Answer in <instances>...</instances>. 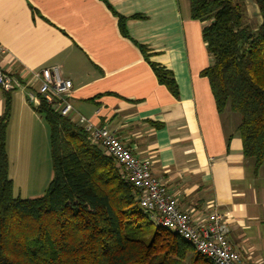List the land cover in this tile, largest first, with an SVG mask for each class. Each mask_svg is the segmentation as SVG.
<instances>
[{"label": "crops", "instance_id": "crops-1", "mask_svg": "<svg viewBox=\"0 0 264 264\" xmlns=\"http://www.w3.org/2000/svg\"><path fill=\"white\" fill-rule=\"evenodd\" d=\"M247 16L261 24L254 0ZM119 17L125 19L124 36ZM189 0H0L4 71L37 92L33 73L58 66L73 83L72 117L106 127L177 200L195 224L213 206L226 215L228 240L245 264H264V175L245 159L240 118L217 112L201 72L211 57ZM149 61L170 71L178 98L159 83ZM28 91L0 88V117L11 100L6 132L9 174L39 160L49 127ZM76 119V118H74Z\"/></svg>", "mask_w": 264, "mask_h": 264}, {"label": "trees", "instance_id": "trees-1", "mask_svg": "<svg viewBox=\"0 0 264 264\" xmlns=\"http://www.w3.org/2000/svg\"><path fill=\"white\" fill-rule=\"evenodd\" d=\"M254 1L260 25L248 18L244 0H189V9L203 25L211 57L201 76L217 112L239 116L243 155L257 173L264 164V0ZM119 26L127 36L123 17ZM139 48L159 83L178 98L173 74ZM10 103L0 117V264H212L172 231L154 226L113 158L44 101L36 110L49 127L52 179L41 197L15 196L6 148Z\"/></svg>", "mask_w": 264, "mask_h": 264}, {"label": "built area", "instance_id": "built-area-1", "mask_svg": "<svg viewBox=\"0 0 264 264\" xmlns=\"http://www.w3.org/2000/svg\"><path fill=\"white\" fill-rule=\"evenodd\" d=\"M6 48L0 43V88L6 93L28 91L35 83H22L18 78L5 72L1 66V58ZM33 80L38 83L37 92H27V100L36 109L42 101L51 110L62 117L70 118L77 126L88 134L91 145L99 146L105 154L121 168L125 179L131 182L140 193V206L149 215L151 223L156 227L170 230L184 241L191 244L202 257L212 264H245L243 257L229 243V228L226 215L215 206L208 219L195 224L191 215L183 212L177 200L165 185L152 174L148 161L140 160L133 155L118 137L106 127L96 125L92 120L76 115L70 103L73 83L62 77L58 66L41 68L33 73ZM30 90V89H29Z\"/></svg>", "mask_w": 264, "mask_h": 264}, {"label": "rangeland", "instance_id": "rangeland-1", "mask_svg": "<svg viewBox=\"0 0 264 264\" xmlns=\"http://www.w3.org/2000/svg\"><path fill=\"white\" fill-rule=\"evenodd\" d=\"M256 22V20H252ZM262 21V18H261ZM39 160L22 165L21 170H14V194L23 199H33L43 196L52 179V163L49 137L46 145L39 148ZM264 175V167L262 169Z\"/></svg>", "mask_w": 264, "mask_h": 264}]
</instances>
